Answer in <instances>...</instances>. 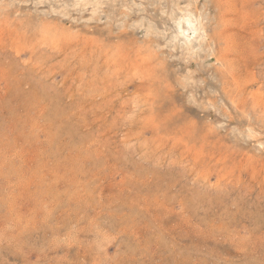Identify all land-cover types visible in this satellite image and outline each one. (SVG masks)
<instances>
[{
  "label": "rangeland",
  "instance_id": "374dc122",
  "mask_svg": "<svg viewBox=\"0 0 264 264\" xmlns=\"http://www.w3.org/2000/svg\"><path fill=\"white\" fill-rule=\"evenodd\" d=\"M0 264H264V0H0Z\"/></svg>",
  "mask_w": 264,
  "mask_h": 264
},
{
  "label": "bare ground",
  "instance_id": "6f19581e",
  "mask_svg": "<svg viewBox=\"0 0 264 264\" xmlns=\"http://www.w3.org/2000/svg\"><path fill=\"white\" fill-rule=\"evenodd\" d=\"M190 10V9H189ZM192 11V10H191ZM182 12V11H181ZM184 14V13H183ZM187 17H189V16H187ZM198 17H199V15H198ZM197 17V18H198ZM193 18V17H192ZM199 19V18H198ZM182 21V20H181ZM190 21V20H189ZM185 22V21H184ZM187 22V21H186ZM176 23V22H175ZM178 23V22H177ZM199 24V23H198ZM189 25H192V23L191 22H188V28L190 27ZM175 27H176V25H175ZM200 27H201V25H200ZM179 28V27H178ZM188 31V30H187ZM186 31V32H187ZM189 31H193V28H190L189 29ZM193 33V32H192ZM178 35H179V33H178ZM194 35V34H193ZM197 37V36H196ZM175 38H176V36H175ZM181 38V37H180ZM186 38V37H185ZM201 39V38H200ZM204 39V38H203ZM176 40V39H175ZM188 40V39H187ZM202 40V39H201ZM178 41V40H177ZM192 41V40H191ZM197 41V40H196ZM199 41V40H198ZM194 42V41H193ZM180 43H182L183 44V42H180ZM189 43V42H188ZM203 44V43H202ZM183 46V45H182ZM194 46V45H193ZM200 47V46H199ZM183 48H184V46H183ZM192 49V48H191ZM187 49H185V51H186ZM195 51V50H194ZM189 53V52H188ZM38 195V194H37ZM259 202V201H258ZM183 252V251H182Z\"/></svg>",
  "mask_w": 264,
  "mask_h": 264
}]
</instances>
